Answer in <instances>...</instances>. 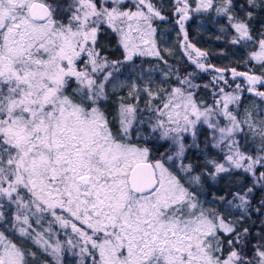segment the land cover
<instances>
[{
	"label": "snow or ice",
	"instance_id": "snow-or-ice-1",
	"mask_svg": "<svg viewBox=\"0 0 264 264\" xmlns=\"http://www.w3.org/2000/svg\"><path fill=\"white\" fill-rule=\"evenodd\" d=\"M194 2L193 9L176 0L183 6L175 14L198 69L212 66L187 42L184 22L193 11L226 16L232 43L255 44L248 58L264 67V20L256 19L264 0H245L239 12L234 0ZM157 18L167 19L150 0H133V7L125 0H0V264H49L42 257L61 264L65 245L91 264H264V241L252 244L242 227L252 212H264V198L252 207L254 188L264 187V108L253 106L260 119L248 108L242 118L230 108L241 104V85L232 93L220 88L221 99L206 105L191 74L177 76L178 86L143 89L148 121L123 100L115 114L107 109L109 69L136 55H160ZM105 28L116 34L123 61L102 55ZM212 70L220 74L213 80L228 86V70ZM230 71L264 105L257 87L264 88V75ZM203 125L224 155H205L197 172L186 153L199 150ZM161 142L168 148L157 157ZM205 175L238 188L231 199L218 198L228 211L200 199L195 186Z\"/></svg>",
	"mask_w": 264,
	"mask_h": 264
},
{
	"label": "trees",
	"instance_id": "trees-1",
	"mask_svg": "<svg viewBox=\"0 0 264 264\" xmlns=\"http://www.w3.org/2000/svg\"><path fill=\"white\" fill-rule=\"evenodd\" d=\"M150 2L167 17L165 20L157 18L153 21V27L157 29L154 37L156 38L155 45L160 55H136L132 61L118 65L119 69L114 71L112 83L108 85L109 98L106 101V105L110 113L115 114L121 100L125 103L134 104L139 109L141 105L142 108H145L149 100L147 93L143 91L146 86H150L153 91L161 87L178 86L177 76L184 78L189 76V74H191L192 82L199 85L195 90L196 96L199 100L203 99L205 104L214 103L215 97L220 94V88H223L224 91L234 92L239 84L243 89L242 92L236 91L242 98L240 109L251 102L260 105L262 108L264 107V105L260 104L258 98L246 91L247 84L243 77L234 79L231 75L230 70L234 68L237 72L257 73L260 76L264 73V67H261L254 60L250 61L248 58L255 44L232 43V37L235 32L228 26L226 16L217 15L215 11L200 13L193 11L189 13V19L184 22V30L187 32V42L207 53L206 59L200 60L201 63L206 66L211 65L212 69L228 70L223 73L228 86H225L223 82L217 84L213 80V77L220 75L219 73L212 69L202 71L189 59L188 52L185 51L184 32L180 30L179 24L176 23L179 19V16L175 14V9L179 6L176 0H150ZM234 3L237 5L236 11L239 12V5L244 4L245 0H234ZM189 4L193 9L196 6L194 0H189ZM125 7H133V0H125ZM240 14L243 15V13ZM256 19L257 21L264 20V14H257ZM254 27L260 30L261 24L255 23ZM253 36L256 40L260 39L256 33H253ZM100 44L103 46L102 55L107 56L109 60L123 61L124 50L117 43L116 34L105 28L104 33L100 37ZM121 78L126 83L120 84V90H113L110 85L118 84L119 82L117 81ZM133 85L136 86L135 89ZM204 85H207V87H204ZM122 86H125L124 91L121 90ZM257 87L259 90L264 91V88H260L259 85ZM129 93H132V96ZM214 93H217V95H214ZM135 96L139 97L138 101L133 98ZM155 102L158 101H152L153 104ZM238 114L240 116V112ZM162 144L163 146L159 148V151H156L155 148L153 149L157 157L160 152H164L168 148V144ZM259 171H264V169H259ZM203 198L206 202V207H221L222 210L228 211L225 206L221 205L219 197L206 196ZM262 198H264V187L258 185L254 188L252 207L258 208L259 201ZM232 214L233 216L238 215V210L233 209ZM242 227L249 229L252 244L264 241V212H252L250 217L245 219ZM42 259H48L52 262L50 257H42Z\"/></svg>",
	"mask_w": 264,
	"mask_h": 264
},
{
	"label": "rangeland",
	"instance_id": "rangeland-1",
	"mask_svg": "<svg viewBox=\"0 0 264 264\" xmlns=\"http://www.w3.org/2000/svg\"><path fill=\"white\" fill-rule=\"evenodd\" d=\"M182 6H183L182 4H179L178 7H182ZM133 10H135V9L133 8ZM154 37H155V35H154ZM154 39H155V43H156V38H154ZM255 50H256V45L254 46L252 51H255ZM118 69H119V67H118ZM109 70L113 71V73H114V71L116 69H109ZM263 75H264V73H263ZM225 80H226V78H225ZM117 82H119V83L113 84V85H115V87L110 85V87H112L113 90H115V89L120 90L119 89V87L121 86L120 84L126 83V81L122 78L119 79ZM121 90L124 91L125 86H122ZM224 92L225 93H232V91H224ZM236 94L240 95L238 93H236ZM222 95L223 94L220 93L217 97H215L214 101L217 99H221ZM196 98L198 101H203V99L199 100L197 96H196ZM156 103H158V102H155V104ZM213 104L214 103H210V104H206V105H213ZM254 105H256V104L251 102L250 104H248L246 107H244L242 109H240V107L237 108L235 105H230V108H232L236 112H240L241 118L243 117L245 108H248L253 112L254 118H256V119L262 118V117H258L256 115V113L259 109L253 107ZM137 109H138V112H137L138 119H143L145 121H148L149 118L151 117V113L149 112L148 108L147 107L142 108V105H141V108L139 109V107H137ZM221 123H223V121H221ZM211 135H212L211 131L208 129V127L206 125L201 126L200 130H199V150L192 148V149H189V151L186 153L187 160L185 162L186 163L187 162L194 163L197 166V172L202 170L205 155H207L211 158H215L218 161H222V159H223L224 152H222L220 149H216V148H213L211 146L212 145ZM205 141L207 143V147H206ZM161 143H163V142H161ZM187 143H191L190 137L188 138ZM245 150H247V148ZM208 170L210 171L211 169L209 168ZM241 178H242V181L244 184H247L249 186L252 185L253 178L250 175L245 174ZM195 190L197 191L200 199L202 201H204L203 197H206V196L212 197V198H217L220 196H227L228 199H231L232 197L229 195V192H235L238 190V188L235 186L232 188H229V187H227L224 180H222V179H215L214 180L211 176L205 175L202 177L201 185L195 186ZM44 226L47 227V223H45ZM54 230L59 233L58 238L61 241H64L66 239L63 230L60 229L59 226H54ZM68 231H69V236L71 238L75 239V237L72 236V234L70 233V229ZM82 261H83V264H91L90 260L87 257H82L80 255L79 248H72L71 246H68V245L64 246V250L61 254V264H81ZM49 264H54V261H52V262L49 261Z\"/></svg>",
	"mask_w": 264,
	"mask_h": 264
},
{
	"label": "water",
	"instance_id": "water-1",
	"mask_svg": "<svg viewBox=\"0 0 264 264\" xmlns=\"http://www.w3.org/2000/svg\"><path fill=\"white\" fill-rule=\"evenodd\" d=\"M249 74H255V75H258L257 73H249ZM259 76V75H258Z\"/></svg>",
	"mask_w": 264,
	"mask_h": 264
}]
</instances>
